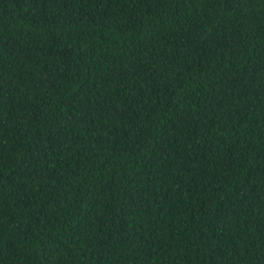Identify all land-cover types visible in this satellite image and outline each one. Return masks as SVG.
Segmentation results:
<instances>
[{
	"label": "trees",
	"instance_id": "16d2710c",
	"mask_svg": "<svg viewBox=\"0 0 264 264\" xmlns=\"http://www.w3.org/2000/svg\"><path fill=\"white\" fill-rule=\"evenodd\" d=\"M0 264H264V0H0Z\"/></svg>",
	"mask_w": 264,
	"mask_h": 264
}]
</instances>
